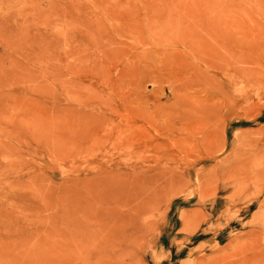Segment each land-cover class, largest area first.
I'll return each instance as SVG.
<instances>
[{
  "label": "rangeland",
  "instance_id": "obj_1",
  "mask_svg": "<svg viewBox=\"0 0 264 264\" xmlns=\"http://www.w3.org/2000/svg\"><path fill=\"white\" fill-rule=\"evenodd\" d=\"M0 264H264V0H0Z\"/></svg>",
  "mask_w": 264,
  "mask_h": 264
}]
</instances>
